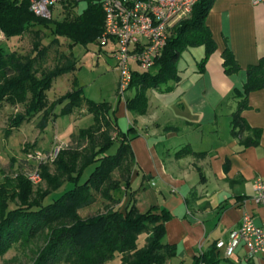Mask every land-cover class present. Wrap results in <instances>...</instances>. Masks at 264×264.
Here are the masks:
<instances>
[{
	"label": "trees",
	"instance_id": "16d2710c",
	"mask_svg": "<svg viewBox=\"0 0 264 264\" xmlns=\"http://www.w3.org/2000/svg\"><path fill=\"white\" fill-rule=\"evenodd\" d=\"M80 1L62 0V17L41 18L30 10L29 0H0V34L6 40H18L27 32L34 37L33 55L18 54L0 46V106L6 102L25 108L23 114L10 119L8 130L38 113L41 116L37 126L43 130L55 116L57 104L63 105L62 114L84 108L93 116V123L72 134L70 143L58 152L56 175L48 177V172L42 170L49 189L33 195L30 183L19 176L3 187L7 192L0 191V258L14 247L26 248L41 241L30 264H106L116 255L120 256V264H165L176 253L175 246L164 241V225L171 215L155 206L139 212L133 198L135 191L130 192L134 157L129 142L136 135H128L131 128L127 132L120 130L110 103L85 98L81 88L72 89L64 100L48 103L46 91L54 79L75 69L71 51L61 54L54 68L42 69L38 76L48 53V47L41 41L42 28L50 31L51 43L58 44V37H62L70 48L93 45L101 50L104 13L100 0H85L87 5L82 12L78 11ZM213 1L197 0L190 16L175 24L161 56L151 68L154 73L151 69L133 73L128 89L133 94L124 99L128 112L145 114L146 92L164 91L169 89L166 86L169 82L179 80L177 63L182 52L203 46L204 55L198 62L199 69H203L216 49L205 23ZM222 58L227 75L240 70L228 49L223 51ZM256 90H264V57L246 68V82L241 90L233 91L240 100L232 116V134L240 138L243 148L257 146L260 138V130L250 128L239 115L247 108V95ZM244 133L248 135L243 138ZM114 145V151L110 152ZM185 154L194 153L184 148L176 156ZM63 185V190L57 192ZM96 195L121 206L123 211L109 208L105 213L82 218L79 210L90 206ZM141 234L145 240L140 245L137 239ZM215 250V245L210 246L196 259V264H222Z\"/></svg>",
	"mask_w": 264,
	"mask_h": 264
},
{
	"label": "crops",
	"instance_id": "0c3cea01",
	"mask_svg": "<svg viewBox=\"0 0 264 264\" xmlns=\"http://www.w3.org/2000/svg\"><path fill=\"white\" fill-rule=\"evenodd\" d=\"M205 23L216 49L202 70L198 62L204 47L191 48L187 51L200 53L198 61L193 67L177 63L179 80L169 82V89L148 90L145 114L128 112L125 100L112 105L117 124L128 120L126 130H120L131 128L128 135H136L129 142L134 157L130 192L141 177L135 206L139 212L155 206L171 215L164 241L176 253L165 264H196L202 252L228 239L244 213L257 223L264 220V210L251 200L255 180L264 179V90L250 92L239 114L260 130L258 145L243 148L231 125L240 100L233 91L246 82V68L264 57V0H214ZM225 49L240 67L231 75L223 68ZM101 50L112 58L107 48ZM184 148L194 154L177 157ZM215 252L222 264H264V254L248 259L242 247L230 258Z\"/></svg>",
	"mask_w": 264,
	"mask_h": 264
},
{
	"label": "rangeland",
	"instance_id": "374dc122",
	"mask_svg": "<svg viewBox=\"0 0 264 264\" xmlns=\"http://www.w3.org/2000/svg\"><path fill=\"white\" fill-rule=\"evenodd\" d=\"M86 1L81 0L78 4V11L82 12L86 8ZM64 9L62 4H59L52 9V16L60 18L63 16ZM42 45L48 47V53L44 59L43 67L38 71V76L42 69H52L60 61L61 54L72 52L75 58V69L65 73L54 79L52 86L46 91L47 100L50 104L56 99H65V95L72 89L81 88L82 95L95 102H108L115 105L117 101H122L117 96V77L115 70L114 59L108 57L106 52L99 50L96 46L90 45L84 47L75 45L69 47L68 41L65 38L58 37L59 43H51L50 31L47 29L41 30ZM34 41L33 34L27 32L18 40H6L0 34V46L11 51H15L22 55H33L32 43ZM51 43V44H50ZM104 49V48H103ZM106 50V49H105ZM56 51V52H55ZM200 53L197 50L184 51L178 61L179 67H193L195 61H198ZM154 73V69H151ZM133 93L127 91L126 96ZM63 105L57 104L55 107V116L48 122L46 127L41 130L37 123L41 113L36 114L29 120H25L19 127L10 128V119L18 117L24 113V105H10L3 102L0 106V191H6L3 188L7 186L9 181H15L19 176H22L30 183L32 194L35 195L40 191L49 189L47 177H43L42 170L48 172V177H54L55 162L57 154L66 144L70 143V136L78 133L82 129L88 128L93 123V116L88 114L84 108H76L68 114H62L61 108ZM129 118V117H128ZM130 119V118H129ZM131 120V119H130ZM127 118L118 120V126L122 130H126ZM7 131L9 134L7 135ZM112 136L114 134L112 133ZM65 144V145H62ZM114 147L110 150L113 152ZM57 151L56 157L53 159L47 158L50 153ZM38 157V158H37ZM25 159V160H24ZM42 166V168H40ZM91 168L89 167L88 170ZM86 171V172H87ZM115 172V176H117ZM62 180L61 177H58ZM63 185L57 192L63 190ZM141 186V177L132 183V190L138 191ZM124 191V188H121ZM12 192V188H8ZM17 190V189H16ZM127 194V193H126ZM128 195H125V198ZM17 201L16 199H13ZM120 209L121 206L114 204L108 200L95 196L94 202L81 210L79 215L82 218H87L92 215L105 213L107 209ZM145 235L138 236L137 243L143 244ZM42 242H35L29 247H14L10 249L2 258L0 264H30L34 256V252L40 247ZM119 255H116L106 264H120Z\"/></svg>",
	"mask_w": 264,
	"mask_h": 264
},
{
	"label": "built area",
	"instance_id": "2783aa9c",
	"mask_svg": "<svg viewBox=\"0 0 264 264\" xmlns=\"http://www.w3.org/2000/svg\"><path fill=\"white\" fill-rule=\"evenodd\" d=\"M62 0H29L30 10L41 18H50L53 7ZM197 0H100L104 13L101 49L107 48L115 60L118 74L117 96L124 100L136 70L149 71L167 43L175 24L188 18ZM57 151L47 158L56 157ZM38 158V157H37ZM252 202L264 210V179L253 184ZM242 247L246 258L264 254V220L255 222L244 213L237 226L229 231L226 241L215 248L230 258ZM202 264V263H200Z\"/></svg>",
	"mask_w": 264,
	"mask_h": 264
}]
</instances>
